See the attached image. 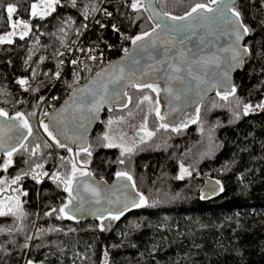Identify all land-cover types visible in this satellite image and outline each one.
<instances>
[{
  "label": "trees",
  "instance_id": "1",
  "mask_svg": "<svg viewBox=\"0 0 264 264\" xmlns=\"http://www.w3.org/2000/svg\"><path fill=\"white\" fill-rule=\"evenodd\" d=\"M198 2L203 0H156V5L161 12L182 16ZM7 3L17 5L20 18L30 20L32 31L24 40L17 36L11 45L0 44V109L8 117L23 113L31 135L15 148L7 170L3 165L8 155L0 156V180L5 181L0 185L4 189L0 210L7 212L10 206L16 213L0 216V264H102L103 257L107 264H264V110L244 113L245 105L256 106L264 99V28L260 25L264 0L236 3L255 32L246 36L244 46L250 51L243 68L234 74V95L227 99L208 95L196 121L172 130L161 127L156 94L148 87L131 85L125 108L103 110L89 139L91 156L83 150L73 153L57 147L40 127L70 91L62 84L51 90V81L64 48L83 33L80 17L65 0H59L55 11L43 19L28 16L25 9L31 0H0ZM123 3L108 0L105 6L113 17H104L107 26L87 33L84 40L117 42L119 33L112 30V23L127 37L151 30L147 12L125 19L122 14L131 13L121 7ZM75 4L90 11L101 6L98 0H75ZM5 17L0 8V34L10 30ZM20 79L28 84L21 86ZM144 96L151 100H143ZM139 117L142 123L132 129L128 140L114 142L132 152L121 155V148L104 146L109 121L129 120L131 126ZM145 124L154 133L150 138L142 130ZM50 143L66 152L54 167ZM73 160L88 167L94 178L108 182L117 172H128L147 205L134 206L119 220L108 215L103 221L60 219L58 213L46 216L51 209H59L67 195L63 184L50 176L69 172ZM37 164L43 168H36ZM181 165L190 173L183 179L178 178ZM43 172L49 175L39 181L33 178ZM17 176L21 179L12 184ZM235 212L243 220L230 218L237 217Z\"/></svg>",
  "mask_w": 264,
  "mask_h": 264
},
{
  "label": "water",
  "instance_id": "2",
  "mask_svg": "<svg viewBox=\"0 0 264 264\" xmlns=\"http://www.w3.org/2000/svg\"><path fill=\"white\" fill-rule=\"evenodd\" d=\"M238 1L234 0L235 3ZM153 6L161 12L156 5V0H153ZM147 13L151 15L150 11ZM177 23H187V21ZM226 32L227 26L219 24L212 35H207L206 29L198 28L196 35L188 33L185 36H177V41L184 39V43H177L176 48L168 51L167 55L164 54V49L169 46L159 41L156 48H146L142 52L130 42L127 55L124 53L118 56L96 71L83 84L72 88L41 122L47 124L48 131L66 145L64 148H71V152L75 153L88 147L90 136L100 123L104 109H122L129 104L127 95L129 86L142 88L151 84L153 88L159 89V92H154L150 88L157 96L156 109H159L157 117H163V112L166 114L163 120L159 118L161 124L167 125V128L172 130L185 128L197 120L199 107L208 95L212 93L220 97L228 95L231 87H234V74L244 66L248 54L239 64L229 65L230 53L225 49L229 47L231 40ZM200 37H205L203 44L199 42ZM245 39L246 37L241 41V47H245ZM181 49L185 56L180 55ZM194 54L195 57L208 59L218 57V60L199 67L194 66L193 73L190 75L185 59L192 60ZM134 59L139 62L134 63ZM168 65L178 66L183 70L173 73ZM225 71H227L226 78L223 77ZM97 73L101 75L97 76ZM192 111H195L192 119H184ZM40 127L48 138L55 142L41 123ZM76 164L78 168L90 173V175L79 176L74 183L81 209L80 218L76 220H95L101 215H108L109 212L115 213L122 210L124 213L134 207L133 204L129 209L125 208L128 203L127 191L120 178L115 176L110 182L96 179L91 175L88 167H82L78 162ZM205 182H207L206 179ZM85 185H91L100 190L99 203H96V198L90 192L84 191ZM80 196L84 197L83 203L79 199Z\"/></svg>",
  "mask_w": 264,
  "mask_h": 264
},
{
  "label": "snow or ice",
  "instance_id": "3",
  "mask_svg": "<svg viewBox=\"0 0 264 264\" xmlns=\"http://www.w3.org/2000/svg\"><path fill=\"white\" fill-rule=\"evenodd\" d=\"M73 3H75V0H73ZM59 4V0H31V3H29L28 7L25 9L28 16L31 19L40 18L43 19L45 16L49 15L51 11H55V6ZM214 5V7H213ZM121 7H127L130 9L131 14H122L124 15L125 19L134 20L139 18V15H141L143 12H151V15L148 16V19L153 21V26L151 28V31H145L140 34L134 35L132 37H126L127 39L131 40V44L140 52L144 51L146 48H156L157 42L159 41L162 44H166L169 47L164 49V54L167 55L168 51H170L172 48H176L177 43L183 44L184 39H180L177 41V36H185V34L190 33L191 35H196L198 28H204L207 30V35H212L214 29L219 24H223L227 26V32L226 34L230 37L231 43L225 51L230 53V56L228 57L229 65L239 64L242 62L245 58V56L249 53L250 49L245 46L241 47V41L244 40L246 36H249L250 34L255 32V29L249 25H247L244 22L242 11L240 7L234 2V0H203V2L195 3L189 11H187L182 16H176V15H169L167 12H159L156 10V8L153 6V0H124V3L121 5ZM0 8L3 9V11L6 13V23L8 27L11 29V31L7 32L4 35H0V44H13L14 40L12 37H17L19 40H24L25 37L29 36V33L32 31V24L30 20H24L20 18L19 16V9L16 4L14 3H7V4H0ZM99 9H93V11H98ZM104 15L107 17L112 18L113 13L111 11H108L107 8L104 10ZM135 14V15H132ZM87 18V16L85 17ZM185 22L187 23H177V22ZM96 23L100 24L101 28L106 27L107 25L101 23L99 20L96 21ZM260 25L262 28H264V21L260 22ZM87 27V26H85ZM111 28L113 31L120 33L121 29L120 27L112 23ZM159 29V31H157ZM205 37H200L199 42L201 44L204 43ZM81 51H84V49H81ZM89 51H92L89 49ZM124 53L128 54V49H123ZM191 51V50H189ZM62 55V54H61ZM180 55L185 56L186 54L183 52V50H180ZM92 60H96L97 57L90 56L89 57ZM43 59V58H41ZM218 60V57H212L211 59L205 58V57H195L192 60L185 59V63L188 65V72L190 75L193 73L194 66L199 67L201 65H206L209 63H214ZM138 60L134 59V63H138ZM63 63V61H61ZM72 64H77L78 61L76 59H73L71 61ZM168 67L171 69L173 73H179L183 69L178 66L168 65ZM35 72L32 73L33 76H35ZM55 75L59 77L60 73L56 72ZM101 73H97V76H100ZM223 77H227V71L223 73ZM171 78V77H170ZM197 78V77H194ZM18 83L21 86L27 85L28 80L27 79H20L18 80ZM149 88H152L154 92H159V89L153 88L151 84L146 85ZM28 89L25 88V91ZM235 87H231L228 95H234L235 94ZM228 95H224L222 98L227 99ZM143 100L150 101L151 97L144 96ZM143 101H141L142 103ZM257 108H264V104L256 105ZM253 110L252 105H245L244 106V113L247 114L249 111ZM156 114L159 116V109H156ZM32 115H35V113H32ZM8 113L5 112L3 109H0V117H7ZM161 120H163V117H159ZM12 120H18L20 121V125L16 126L17 133L19 138H23L25 136V133L21 131V127L23 129H27V135H31V126L28 123L27 119H25L24 114L21 112H17L15 117H11ZM194 122V121H193ZM113 122L109 121V124L111 125ZM44 130L48 133L49 137H51L57 147L64 148L66 147L65 144L61 143L60 140L56 139L55 136H53L52 132L48 131V125L41 122ZM161 127H167V125L162 124ZM142 130L145 131V135L147 137H151L154 135L153 132H149L146 129V124L142 126ZM143 137L141 138V141L143 142ZM104 141H107V143L104 145L106 147L112 148V147H119L122 149L121 155H124L125 153H130L133 151L130 147H125L122 144H116L112 141L111 137L107 134L103 137ZM39 145H37V148ZM16 149L13 148L8 151L7 155L9 159L4 163L3 167L4 170H7L8 166L12 163L11 156L13 154V151ZM68 151L71 152L72 149L68 148ZM83 151L88 152L87 148H84ZM35 154V152H33ZM88 155L91 156V152H88ZM63 157H61V160L63 161ZM120 163H124L123 160L120 161ZM36 168H43V165L37 164L35 166ZM184 174H189L187 169L184 168L183 165H181V176L178 177L179 179H183ZM48 172L43 173H36L34 175V179H39L41 176H48ZM86 176L90 175V173H87L83 171L82 169L77 167L76 162L73 160L71 161V170L65 174H61L59 172H54L51 174L50 179H52L54 182L58 184H63L64 191L68 193V202L64 203L59 209L53 208L50 212L45 213L46 216H51L54 213H58V217L60 219H75V214L80 212L79 206H74L70 208V205H72L73 200L77 199V196H73V188L72 185L77 180V176ZM117 178H123L128 181L132 180V176L126 172V171H119L116 173ZM21 179L20 176H17L14 180H12V184H16L17 181ZM5 181L0 180V185L4 184ZM135 185L133 184V187ZM124 187H127L126 185ZM4 189H0V191H3ZM84 191L90 192L93 197L96 198V203H99L100 201V190L97 187H93L91 185H85ZM78 195L79 191L77 190ZM23 195H27V193H23ZM139 195V201L133 200V204L135 207H143L147 205V199L142 195ZM13 199L12 197H9V200ZM81 203L84 202V197H79ZM16 200V210L17 212L20 211V202L19 197L15 198ZM127 205H125L126 207ZM6 215H16L15 212H13L12 207H8V211L5 212L3 210H0V216H6ZM123 215L122 210H118L115 213H108V216L111 219L119 220L120 217ZM101 221H103L106 217L101 215L97 217ZM101 231L104 230L103 223H101ZM105 256H107V253H105ZM29 264H32L31 261H29ZM105 264H107V261H105Z\"/></svg>",
  "mask_w": 264,
  "mask_h": 264
},
{
  "label": "built area",
  "instance_id": "4",
  "mask_svg": "<svg viewBox=\"0 0 264 264\" xmlns=\"http://www.w3.org/2000/svg\"><path fill=\"white\" fill-rule=\"evenodd\" d=\"M107 1L108 0H104L99 7V10L96 12H92L85 8H77L70 2L71 7L74 8L82 21L83 33L74 44L67 45L64 48L63 58L61 60L63 61V63H61L60 61L57 70L60 75L59 77H57L55 74L53 75L51 81V90L58 84L68 86L70 90L75 86L83 84L96 72L97 68L101 69L102 67L116 59L118 56L124 54V48H130V42L127 41V34L125 31H121L119 33L117 42L108 45L98 42H86L84 40V36L87 33L93 30L101 29L100 24L96 23L97 20L105 24L103 19L106 16L104 15L103 10L106 8L105 5ZM86 16L87 18H85ZM81 49H84V51H81ZM89 49H91L92 51H89ZM116 55L118 56L115 57ZM90 56H95L97 57V59L92 60L89 58ZM73 59H76L78 63L72 64L71 61ZM50 144L52 147V151L55 154H59V157H62L66 154L65 151L58 150L52 143Z\"/></svg>",
  "mask_w": 264,
  "mask_h": 264
},
{
  "label": "rangeland",
  "instance_id": "5",
  "mask_svg": "<svg viewBox=\"0 0 264 264\" xmlns=\"http://www.w3.org/2000/svg\"><path fill=\"white\" fill-rule=\"evenodd\" d=\"M65 1H67L69 3V5H70V2H71L77 8H79V6H77L75 3H73L72 0H65ZM98 1L100 2V4H102V2L104 0H98ZM71 8H73V7H71ZM91 11H93V10H91ZM75 13H76V11H75ZM76 16L78 17L77 14H76ZM9 31H11V29ZM6 33L0 34V35H4ZM13 38L14 37H12V39ZM261 104H264V99H263ZM162 110H164V108ZM259 110H264V108H257L256 106H253V110L249 111V112H256V111H259ZM133 114H136V113H133ZM164 114L165 113L163 112L162 113L163 118H165V115H166V114L165 115ZM168 115H169V113H168ZM194 115H195V111H192L190 114L188 113L187 116L184 119L188 118V120H191ZM13 117H15V116H13ZM10 118L11 117H8V116L7 117H0V156L1 155H7L9 150H11L13 148H16L25 139V137L27 136V129H23L21 127V131H23L25 133V136L22 139L18 137L16 126L20 125V121L12 120ZM141 119L142 118H140V117H139V119H135L136 121H139V126H138V123L135 120L131 123V126L128 124L129 120L128 121L127 120L125 121L123 119L112 120L113 123L111 125L109 124V126H108V135L111 137L113 142H124V141H127L129 136H130V134H131V132H132V129L134 127H136V126L140 127V125L142 123ZM59 159H60L59 154H55L52 151V160H51L52 167H54L57 164ZM184 175H186V174H184ZM180 176H181V170H180ZM78 177H79V175L77 176V178ZM120 179H121L123 185L127 186L125 188H126V191H127L128 203L126 204L127 206L125 208L129 209L133 205V200L138 201L140 197H139L138 193L135 191L131 181H128V180L123 179V178H120ZM74 183L72 185L73 196H77V193L74 190ZM68 199H69V197H68V193H67L65 203L68 202ZM74 206H79L78 197H77L76 200H73L72 205H70V208L74 207ZM235 214L237 215V217L235 215H232V216H235V217H230V218L234 219V218L242 217L241 214L238 213V212H235ZM80 215H81L80 212L76 213L75 214V216H76L75 219H79ZM238 220H243V218H239ZM105 261H106V258L103 257L102 264H105ZM26 264H29V262H27ZM32 264H34V263L32 262Z\"/></svg>",
  "mask_w": 264,
  "mask_h": 264
}]
</instances>
